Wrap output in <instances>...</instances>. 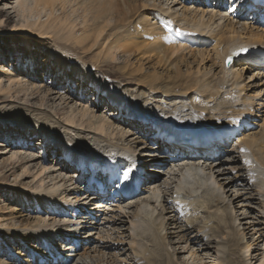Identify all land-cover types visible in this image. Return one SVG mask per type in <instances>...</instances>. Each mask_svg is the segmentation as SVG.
Here are the masks:
<instances>
[{"label":"bare ground","instance_id":"1","mask_svg":"<svg viewBox=\"0 0 264 264\" xmlns=\"http://www.w3.org/2000/svg\"><path fill=\"white\" fill-rule=\"evenodd\" d=\"M58 1L60 8L67 3H81L91 13V16L86 14L92 17V24H86L89 27L86 31L81 30V34L75 33L76 25L68 23L67 16L57 17L59 11L54 4ZM129 2L134 16L137 15L133 16L136 26L133 32L130 25L134 23L131 24L126 9L120 8L118 0H0V9L4 4L10 13H19L22 19L8 34L28 36L42 45L54 36L60 40L73 38L78 45L92 41L90 47L81 46L85 52L97 44L103 47L102 52H97L99 55L92 65L105 63L100 58L120 60L123 57V69L127 70L130 79L137 78L135 86L114 88L109 85V78L108 81L94 78L79 64H72L73 73L66 72L69 67L63 63L67 59L49 51L45 54L44 64L49 62L59 66L56 75L60 77L53 87L62 90V93L67 90L68 94L74 87L80 88L81 94L73 98L72 95L60 97L56 89L37 82L45 79L44 76H37L39 69H36L33 78L26 79L9 72L5 65L4 68L0 66V74L8 75L7 81L0 80V100L17 99L32 103L31 100L39 97L37 103L31 104L38 106L36 113L22 106L7 112L0 111V127L11 131V135L0 133V155L4 157L0 162V187L5 196L15 194L16 197L18 194L16 202L19 206H16L19 211L38 213L30 220L24 217V211L20 214L17 211L22 217L20 224L0 218V232H7L5 238L13 240L19 247L22 241L38 242L40 246L31 255L34 253L40 259L35 262L25 259V263L24 260L18 261L24 264H123L127 261L132 264H225V244L230 237H235L226 233V229L233 227L243 243L249 232H254L252 243H248L242 253L245 264H264V243L259 249V243L264 242V65L260 61L247 62L244 58L235 57L232 63H225L229 59L226 57L235 49L255 47L264 50V27L258 26L262 21L257 16L246 19L248 15L226 12L224 0H210L211 6H207L205 0ZM47 3H53V13L51 10L46 12L51 19L47 21L48 17L42 21V5L47 6ZM39 6L42 11L35 19L27 16L26 13L34 14ZM0 25H3L2 20ZM129 31L131 36L126 34ZM210 38L216 43L210 50L200 52L202 56L212 57L209 68L202 69L203 72L198 67L197 71H179L177 79L171 83L175 76L169 72L155 67L151 71L143 62L138 65L133 63L136 53L151 60L158 57V64H162L163 58L182 62L187 54L195 52L191 46L208 45L212 43ZM242 61L246 64L237 69ZM60 69L63 71L58 73ZM143 72L145 78L142 79L139 75ZM64 76L67 78H62ZM162 86L167 87V96L161 94ZM175 88L182 91L175 93ZM81 98H87L86 103ZM52 100L55 101L52 103ZM100 109H104L102 113L98 112ZM254 112L258 113L257 117H261L263 123L239 127L241 119L246 115L250 117L249 114ZM127 113L150 117L169 133L175 132L178 122L193 125L182 131L189 137L211 134L216 128L215 121L229 123L232 117H239L236 127L239 130L235 132L241 136V143L236 146L234 137L230 146L221 147L228 143L232 131L212 143L217 149L211 144L203 147L214 152L209 158L201 154L204 157L181 169L166 168V165L175 163L155 158L157 151L151 147L153 142H161L162 137L154 139L147 136L140 140L134 136L133 128L153 135L151 128L154 123L142 124L141 120L126 116ZM255 124L260 126L259 131L255 130ZM40 137L42 147L49 156L43 161L39 160L43 157L37 154ZM35 139L37 142H34ZM242 145L252 153L260 165V172L255 170L256 173L250 175L251 169L242 161ZM174 149V153L183 152L184 155L190 152L180 144H176ZM65 151L69 152V156L64 155ZM221 151L229 153L219 160L211 158ZM53 153L57 154L53 156ZM111 153L117 156L113 160L118 167L129 162L134 165L133 179L141 176L145 167L144 182L135 199L105 206L99 202L100 196L92 191L101 179L97 176L92 178L90 173L108 178V173L102 172L99 164L108 165L106 157ZM52 156L56 158L50 159ZM37 160L38 167H34L32 163ZM85 161L91 164L90 171L84 170ZM17 169L22 170L21 177L18 174L15 182H9V176ZM174 169L178 171H172ZM28 177L33 179L25 185L24 179ZM88 177L90 182L87 184L85 179ZM35 201L38 206H33ZM78 208L84 210L83 215L74 217L82 213ZM86 210L96 219L89 217L87 221L84 218L87 217ZM83 230H86L84 237H78ZM258 233L260 238L254 239ZM67 237L73 238L79 245H72V241L62 245ZM74 248L77 250L71 251ZM3 249L4 246L0 248ZM256 249L257 254L253 255ZM200 251L204 253L200 254ZM18 254L24 256L20 250ZM2 255L0 264H18L12 263L14 258L10 259V263L2 261Z\"/></svg>","mask_w":264,"mask_h":264},{"label":"rangeland","instance_id":"2","mask_svg":"<svg viewBox=\"0 0 264 264\" xmlns=\"http://www.w3.org/2000/svg\"><path fill=\"white\" fill-rule=\"evenodd\" d=\"M59 2L60 1L55 2L56 4H54V6L56 5V8H58V11H59L57 13L58 14L57 17L63 18L64 16H67V22L69 23V21H70L72 24L74 23L73 25H76L75 33L81 34V30H82V32H83V30L86 31V29L89 27V25L87 26L86 24H92V21H90V20H92L91 19L92 17H90L91 13L87 12L88 10H86L83 7V5H81V3H79V2H77V4L67 3V5L64 8H60L61 6H59ZM118 2L120 5V8H122L123 10L126 9L125 11L128 13V19L130 20L131 24L134 23V25H130L131 30H132V32L135 31L136 26H135V22H134L133 18L136 17L137 15L134 16V11L132 10L133 8H132L131 3L129 2V0H125V2H123L122 0H118ZM48 4L49 3H47L48 7L45 5H42V7L45 10L43 9V11H42V7L39 6V8L37 7L38 10L35 8L36 10H35L34 14L26 13L27 16H32L31 19H35L38 16V13L39 12L41 13V11H42L43 13L40 14V19L42 21L44 19H47L49 17V15L46 12L52 11V13H53V8H52L53 3H50V5H48ZM78 4H80V5L77 6ZM49 8H52V9H49ZM86 13H88V15H90V16H88ZM85 15H87V18H85L86 17ZM83 16H85L84 19H86V20L83 19ZM50 19L51 18L49 17L47 19V21H49ZM0 20L3 21V25H0V66L2 68H4V65L7 66L9 69L8 71L9 72L13 71L15 73V75H21L22 77H24L26 79L27 78H33L36 75V69H39V71H38L39 73H37V76L38 77L44 76L45 79L37 81V82H40V83L43 82L45 84V86H48L51 89H56L53 87L54 86L53 83L54 82L57 83L59 80L58 77H60V76L56 75L57 69H59V66L56 67L54 65V63L52 64L49 62L44 64V62H43L45 60L44 58H45L46 52L51 51V52H55L57 55L59 54L61 56H64L63 59L64 58L67 59L66 62L63 63V64H67L66 66L69 67V70H65L66 72L73 73L72 72V70H73L72 64H79L81 66L82 70L91 72V75L94 78H101L104 81H108V78H109L111 80L109 82L110 83L109 85L114 87V88L135 86V83H136L135 81L137 78H136V76H134L132 79H130V75L128 73H126L127 70L125 71V69H123L124 60H125V58L123 59V57L120 60H110V59L100 58L101 60L105 61V63H101V64L97 63L95 65H92L95 62L96 56L99 55V54H97V52H99V53L102 52V48H103L97 44V46H94L93 48H91L90 51L85 52L81 46L90 47L91 44H93L92 41H89L86 44L83 43V45L82 44L78 45L74 42V40H72L73 38L71 39V38L66 37V39H69L70 41L69 40H62V39L60 40L56 36L53 37V32H51L52 37H53L52 39H50L51 41L48 40L44 43V45H42L41 43L39 44V42H37V41H32L31 38L28 36L19 37L16 34H8V33H10V30L15 25L21 23L22 19L20 18L19 13H10V10H7L6 7L4 6V4H3V6L1 5V9H0ZM138 28H140V26H138ZM79 29H80V31H79ZM109 32H110V30H109ZM129 32H131V31H129ZM129 32H127L126 34H128V35L132 34V32L131 33H129ZM59 36H61V35H59ZM210 40L212 41V43H210L208 45L203 44V45L191 46L192 50H194L195 52L187 54V57H185V60L182 62H173V61H169V59H167V58H163L164 61L162 62V64H158L157 63V61L159 60L158 57L151 60L148 58V56H142V54L136 53L133 56V61H134L133 63L138 65L139 63L143 62V63H145V67H149V69L151 71H153V68L155 67V68H158L159 71L169 72L170 75L175 76L173 78V80H171L169 82V83H171L177 79V75H178L179 71H181L182 73H186L189 69H193L194 71H197L199 68V70H201L203 72V70L209 68V66L212 64V62H211L212 60L210 59L212 57L211 56L210 57L202 56L200 52H202L203 50H210L209 48L213 47V45L216 43V41L213 38H210ZM196 53L199 56H197ZM211 55H213V54L211 53ZM203 57H205V58L203 59ZM38 60H40V61H38ZM39 62H41V63H39ZM244 64H246L245 61L240 62V64L237 65V69L242 68L244 66ZM22 71H25L26 73L24 72L22 74ZM61 71H63V69H60V71L58 73H60ZM74 73H76V71ZM142 74L145 75L144 72L141 73L140 75L139 74H137V75H139V77H141L143 79L145 77H143L144 75H142ZM7 76L0 74V80L7 81L6 80ZM71 76L72 75H70V77ZM62 78H67V77L64 76ZM179 80H181V79H179ZM179 80H177V81H179ZM62 83L64 84V82H62ZM114 88H111V89L114 90ZM43 90H47V89L44 88ZM56 90H57V95L60 97L65 96V95H69V96L72 95L71 97L73 98L76 94L80 93L79 87H74L73 90L71 92H69V94H68L67 90L64 93H62V90H60V89H56ZM166 90H167V87L162 86L161 90H160L161 94H163L164 96H167ZM181 91H182L181 89L179 90V88H175V93H180ZM114 94H116V92H114ZM87 98L89 99L90 96ZM87 98H85V99L81 98L82 102L86 103ZM93 99H94V97H93ZM9 100L10 99L0 100V105H2V106H0L1 112L10 111L14 107L16 109L21 108V106L24 109L29 108L28 110H34L35 113L39 110L38 106L31 105L34 102L37 103L39 101V97L31 100L32 103L23 102V101L17 100V99H11L12 101H9ZM15 101H17V102L15 103ZM53 101H55V100H52L51 102L53 103ZM15 104L17 106H15ZM7 105H9V106H7ZM31 106H33V107H31ZM90 106H92V102L90 103ZM35 107H37L38 109ZM42 109H45V107H43ZM103 110L104 109H100L99 111L98 110L97 111L103 112ZM58 114H60V113H58ZM14 115H13V117H15ZM257 115H258V113L254 112V113H252V116H250V117H252L253 123H257L260 125L263 123V121L261 120V117L259 118V117H257ZM15 118H17V117H15ZM111 118L113 120H115L114 117H111ZM111 118L109 117V119H111ZM119 124H121V123H119ZM121 126L130 127V126L124 125V124L123 125L121 124ZM254 127L256 128L255 130H257V131L260 130V126H257L255 124ZM133 129H134V132H136L135 130L137 128H133ZM1 132H4V134H7V135H11V131H7L5 128H2V127H0V133ZM135 135L138 137V139L142 140V137L140 138V136L137 133H135L134 136ZM18 136H20V134ZM240 137L241 136H238L235 138V143H237V144L241 143ZM11 138H13V136ZM0 140H2V137H0ZM40 140H39V143H40ZM34 142H37V140L35 139ZM39 145H41V144H39ZM37 150H38L37 154L39 156L40 155L42 156L43 150L40 148ZM0 153H2V152L0 151ZM46 154L47 153H45V156H42L43 158L40 157L39 160L41 161L42 159L45 160L46 158H48L49 156H47ZM55 154H57V153H53V156H55ZM0 156H1L0 157V162H1L4 157L2 155H0ZM53 156L50 157V159L53 160V158H56ZM35 162L32 163L33 166L35 165L36 167H38V165H37L38 160ZM21 171H22L21 169H17V172H15V174H11L9 176L8 181L9 182H15L14 179L16 178V176L18 177L20 175L19 177H21V174H20V173H22ZM70 173L72 175V172H70ZM32 179H33V177L25 178L24 184L27 185V183H30L32 181ZM34 186H35V184H34ZM14 195L15 194L5 196V192L0 187V218L7 219L6 222H9V223H16L17 222L16 224H20V223H22V217H20L18 215L21 213V211H24V213H23L24 217L30 218V220L32 219L31 216L34 217V216L38 215V213L35 211L34 212H26L27 214L25 213V210L19 211L18 207H17L19 205L16 202L18 200V197H17L18 194H16V197H14ZM12 198H14V199H12ZM31 203H33V202H31ZM257 205L260 207L259 204H257ZM33 206H38V205H36V201L33 203ZM10 210H14V212H10ZM17 211H19V214L17 213ZM44 213H46V212H44ZM44 213H41V214H44ZM51 214L53 215V212ZM45 215H48V214H45ZM258 217H261V215H258ZM24 221L26 222L25 219L23 220V223H25ZM85 232H86V230H83L77 236L79 237V236L83 235V237H84ZM226 233H228L229 235H235V237H233V236H232V238L230 237L228 239L227 243L225 244V249H226V263L225 264H245L242 253L244 252L245 247L248 245V243L249 244L252 243V239H253L252 234H254V232L253 231L249 232L244 243L236 235V232H235L233 227H229L228 229H226ZM6 234H7V232H3V231L0 232V248H2L4 246V249L0 250L1 255H2V252L4 253V255L1 256L2 261L10 263L12 261V260L10 261V259L14 258L15 260L12 263H17L18 261L21 262V260H24V263H25L26 262L25 259H28V260L31 259V253H32L31 249L33 251L37 249V247H38L37 242L30 241V242L26 243V242L22 241L21 247H19L18 244H16V243L14 244L13 240H8L7 238H5L4 235H6ZM257 238H260V233L254 235V239H257ZM263 243L264 242L259 243V245H260L259 249H261ZM9 244L10 245L12 244V246H10ZM16 247H17V249H16ZM257 249L253 251V255L257 254V251H258ZM18 250L23 252L24 256H20L18 254ZM123 252H127V251H123ZM210 252L213 253L214 251H210ZM7 253H9V254H7ZM203 253L204 252L200 251V254H203ZM128 254H130V251H129V253H127V255ZM5 255H7V256H5ZM253 255L251 254L250 258ZM37 258L40 259V256H37ZM29 262H30V260H29ZM24 263L18 262V264H24ZM217 263H221V262H217ZM27 264H29V263H27ZM123 264H132V263L130 261H127V262H124Z\"/></svg>","mask_w":264,"mask_h":264}]
</instances>
